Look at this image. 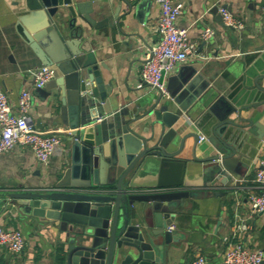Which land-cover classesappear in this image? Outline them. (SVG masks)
<instances>
[{
    "label": "crops",
    "instance_id": "obj_1",
    "mask_svg": "<svg viewBox=\"0 0 264 264\" xmlns=\"http://www.w3.org/2000/svg\"><path fill=\"white\" fill-rule=\"evenodd\" d=\"M137 2L141 0H68V5L60 6L66 15L68 6L75 9L76 4H85L88 8L91 23L86 24L85 20L75 16V25L82 27L81 36L90 46L104 84L105 97L100 99L91 95L94 106L89 109L91 116H100L93 123L102 130L100 140H107L104 144L115 140L122 120L129 117H136L135 124H131L134 132L147 137L150 123L142 115L159 96L156 90L141 81L139 75L145 52L159 38L154 30L159 6L155 0H148L142 7H136ZM181 2L183 7L176 25L186 28L196 48L185 62L163 76L166 90L170 83L178 81L179 73L184 75L194 68L203 78L211 77L209 86L213 94L222 96L225 102L221 108L233 104L234 96L238 97L239 109L244 102L251 101L244 105L241 116L257 121L264 129V49H256L264 43V15L260 11L264 0ZM220 7L239 18L242 28L225 27ZM39 20L25 7L23 0H0V90L14 110L20 91L28 90L31 95L30 121L40 132H59L61 140L45 162L36 160L32 151L21 145L0 153V226L19 229L24 236V247L17 254L0 245V264H62L68 244L67 233L59 228L57 221L28 215L10 199L14 193L40 192L55 186L71 160L70 142L63 140L69 127L60 117L59 89L52 87L48 97H41L36 91L31 69L42 64L20 32V26L29 31L36 30ZM207 26L213 34L203 40L200 34ZM59 75L57 70L54 78ZM255 86L260 90L254 91ZM235 115L232 113L231 116ZM184 119V126L176 128L177 132L181 135L193 132L197 139L187 136L183 140L178 155L181 161L174 163L166 176H179L186 183L176 189L198 193L180 199L164 219L166 229L171 226L168 230L173 236L167 243L162 237L157 238L155 256L161 264H191L197 255H203L207 264H221L228 242L239 241L249 249L264 250V216L251 211L248 202L251 193L259 192L254 172L264 155V138L255 140L251 137L243 148L245 153H237L226 161L227 169L223 174L214 169V162L207 160L215 150L209 139H199L205 135L202 123L196 126L195 120ZM88 136L95 137L92 133ZM115 148L117 150V144L106 147L104 154L109 156ZM114 178L103 160L100 172L91 178L92 183L102 184L95 185L94 191L113 192L108 190L114 189L111 183L112 180L115 182ZM155 179L156 175L140 174L137 179L140 185L130 189L131 193L154 191L143 184L155 182ZM76 190L87 191L88 188ZM121 203L124 207L119 209L120 220L128 209L131 224H145L147 228L143 230L146 232L155 228L149 202L128 203L124 199ZM239 223L247 224V229H236Z\"/></svg>",
    "mask_w": 264,
    "mask_h": 264
},
{
    "label": "water",
    "instance_id": "obj_2",
    "mask_svg": "<svg viewBox=\"0 0 264 264\" xmlns=\"http://www.w3.org/2000/svg\"><path fill=\"white\" fill-rule=\"evenodd\" d=\"M147 1L141 0L135 5L142 7ZM23 2L40 20L36 30L29 31L20 26L22 37L41 64L54 65L60 73L36 91L41 97H48L52 87L59 89L60 117L69 127L63 140L70 142L71 160L55 186L40 192L14 193L10 197L11 203L28 215L58 222L59 228L68 236L62 264H161L154 254L156 240L160 236L167 243L173 236L166 229L164 219L180 199L198 193L176 189L186 183L179 176H166L174 163L181 161L178 155L183 140L187 136L197 139L195 133L181 135L176 128L184 126V117L194 121L200 116L194 124L202 123L204 137L215 150L207 160L214 162V169L224 174L226 161L237 153H245L243 148L251 137L255 140L264 138V129L257 121L241 116L242 108L251 101L247 100L239 109L238 97L234 96V105L221 108L225 102L222 96L213 94L209 86L211 77L203 78L192 68L184 75L179 73L178 81L167 86V95L159 93L144 110L142 116L150 123L149 135L141 137L134 132L131 124H135L136 117L122 120L114 140L117 150L115 148L107 156L105 149L114 147V141L104 144L107 140H100L102 130L94 126L95 118L89 111L94 106L91 95L100 99L105 97L104 84L90 46L81 36L82 27L75 25V16L85 20L86 24L91 23L88 8L85 4H76L75 9L68 6L66 15L60 6L68 5V0ZM128 6L132 4L128 3ZM256 49H264V43ZM254 89L260 90L258 86ZM91 133L96 137L95 141V137L88 136ZM103 160L115 177V182H111L114 189L108 190L113 192L109 193L94 191L95 185L102 184L91 180L100 172ZM142 173L156 175L155 182L143 184L154 191L131 193L130 189L140 185L137 179ZM79 187L88 190H76ZM124 199L128 203L149 202L155 228L146 232L143 230L147 228L145 224H131L128 209L120 220L119 209L124 207V203L121 205ZM260 264H264V260Z\"/></svg>",
    "mask_w": 264,
    "mask_h": 264
},
{
    "label": "built area",
    "instance_id": "obj_3",
    "mask_svg": "<svg viewBox=\"0 0 264 264\" xmlns=\"http://www.w3.org/2000/svg\"><path fill=\"white\" fill-rule=\"evenodd\" d=\"M159 6V15L154 25L159 38L145 52L139 75L141 81L162 95H167L163 76L172 72L178 65L185 62L195 52V43L187 34L186 28L176 25L183 4L181 0H155ZM264 15V3L260 5ZM222 24L225 27L239 30L243 24L226 8H219ZM213 34L210 27H204L200 37L205 40ZM57 74L54 65H39L31 69L34 88L43 87ZM31 107V95L28 90H21L18 94L15 110L8 103L5 93L0 90V153L7 152L15 145L28 147L36 160L45 162L60 144L59 132L44 133L35 128L28 113ZM99 120L100 116H94ZM204 139V136H199ZM254 179L259 192L251 193L248 197L251 211L264 216V155L254 172ZM171 229V226L168 227ZM238 230H246L247 224L236 225ZM0 245L9 252L17 254L24 247V236L19 229L0 226ZM264 260V250L249 249L239 241L228 242L223 251L221 264H260ZM191 264H207L203 255H197Z\"/></svg>",
    "mask_w": 264,
    "mask_h": 264
}]
</instances>
